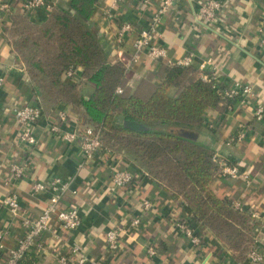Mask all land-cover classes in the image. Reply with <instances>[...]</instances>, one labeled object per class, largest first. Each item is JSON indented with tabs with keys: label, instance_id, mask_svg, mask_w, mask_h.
I'll list each match as a JSON object with an SVG mask.
<instances>
[{
	"label": "crops",
	"instance_id": "0c3cea01",
	"mask_svg": "<svg viewBox=\"0 0 264 264\" xmlns=\"http://www.w3.org/2000/svg\"><path fill=\"white\" fill-rule=\"evenodd\" d=\"M53 7L64 8L69 0H49ZM223 15L217 20L216 32L205 31L194 21V7L186 0L180 1L163 18L161 33L164 44L169 49L171 59H180L192 53L197 61L187 69L195 70L201 79L203 72L198 60L210 58L221 69L223 82L230 87L235 82L249 86L253 97L244 100H222L219 106L203 115L202 124L192 131L200 144L206 145L221 160H233L239 171L246 174L248 180L223 178L217 175L213 189L217 196L240 203L246 213L264 214V146L260 136L264 134V124L253 117V106L264 105V0H221ZM13 4V0H6ZM113 18L106 15L112 10ZM159 0H153L147 8L139 6V0H123L116 4L114 0H100L88 21V27L97 36L110 63L123 64V57L132 52L131 39L120 48L114 49L112 37L121 21L140 28L156 12ZM13 6V5H12ZM9 15L16 14L19 7H12ZM49 9H41L32 14L28 22L41 25L47 19ZM18 12V11H17ZM0 14V200L8 194L19 199L23 217L34 219L45 208L50 192L31 195L32 183L48 182L57 177L62 181H71L72 190L64 196L67 204L76 207L80 216V225L73 232H66L53 222L50 231L42 237V250L24 259V264H56L55 254H69L73 246H79L88 259L98 264H251L247 252L239 256L223 244L212 231L201 223L191 220V214L181 197H175L163 188L136 162L124 153L108 149V153L97 156L79 168L80 153L76 146H66L56 139L45 127L44 121L35 128L36 145L26 151L18 141L19 126L13 118V111L24 104H38L46 118L59 123L57 113L63 111L67 117L68 105L65 102L48 101L36 94L33 82L23 63L18 61L7 37L4 20ZM123 57H120V54ZM168 65L165 61H152L142 56L140 61L126 70V85L132 91L149 75L158 74ZM78 79L69 82L75 85L78 94L89 99L95 86L83 79L82 69L77 68ZM155 84L160 79H154ZM171 88L168 94H176ZM175 94V95H174ZM119 124H123L120 117ZM69 129L81 126L69 121ZM240 133L246 135L238 143L227 144ZM26 157V158H25ZM26 160L28 169L18 181L12 179L9 163L21 164ZM116 163V169H129L134 177L130 186L110 191V165ZM151 203L149 210L142 209V203ZM233 209V208H232ZM234 210V209H233ZM235 211V210H234ZM139 216L138 229L130 228L131 219ZM187 219L196 234L203 240L200 250L192 247L187 239L173 230V222ZM260 224L259 221L251 220ZM0 228L9 230V236L3 242L4 252L0 251V264L5 262V251L14 248L15 242L23 236L20 223L13 220L0 206ZM119 228L121 232V251L114 258L106 252L105 236L109 229ZM255 247L264 255V229L256 226ZM153 247L159 253L156 259H150L146 250Z\"/></svg>",
	"mask_w": 264,
	"mask_h": 264
},
{
	"label": "trees",
	"instance_id": "16d2710c",
	"mask_svg": "<svg viewBox=\"0 0 264 264\" xmlns=\"http://www.w3.org/2000/svg\"><path fill=\"white\" fill-rule=\"evenodd\" d=\"M22 1L13 0V7H20ZM5 2L0 0V4ZM97 3L69 0L64 8L51 9L41 25L28 22L29 12L17 9L16 14L7 15V37L18 61L26 67L35 93L47 104L65 102L68 121L101 129L105 148L116 151L120 144L139 154L147 173L182 198L192 221L206 226L231 251L243 255L253 246L259 225L250 215L234 211L231 200L217 196L213 183L219 167L212 162L213 152L194 135L187 136L201 126L206 111L219 106L220 96L195 70L177 66H165L158 74L147 76L134 91L128 88L125 67L108 61L88 27ZM72 67L81 68L83 79L95 86L89 99L63 80ZM155 78L160 79L159 84L154 83ZM118 88L121 94L116 93ZM171 88H175V96L168 94ZM115 117L123 124L116 125Z\"/></svg>",
	"mask_w": 264,
	"mask_h": 264
},
{
	"label": "built area",
	"instance_id": "2783aa9c",
	"mask_svg": "<svg viewBox=\"0 0 264 264\" xmlns=\"http://www.w3.org/2000/svg\"><path fill=\"white\" fill-rule=\"evenodd\" d=\"M153 0H139V6L147 8ZM182 0H159V5L156 12L150 17L147 23L140 28L126 21H121L117 27L113 37L112 45L114 49L120 50L122 46L131 39L132 52L123 57V66L126 70L140 61L142 56H146L152 61H165L170 66L187 68L197 61L192 53L182 56L180 59H171L169 57V49L164 44V38L161 33V25L163 18ZM193 7L194 21L201 25L205 31L216 32V24L219 17L223 15L224 5L221 0H186ZM100 0H98V3ZM114 3H123V0H114ZM12 4H0V14L9 15L12 12ZM20 10L35 14L41 9H53L52 2L49 0H23L20 5ZM110 13H107L108 18H113L114 4L111 7ZM264 45V40H262ZM199 69L203 72L201 80L211 84L213 90L220 96L221 100L233 101L244 100L253 97V90L249 86L241 85L235 82L228 87L223 82L221 69L210 58L198 60ZM65 78L71 83L78 79L77 68L72 67L64 74ZM2 79L0 78V84ZM117 94H121L122 90L118 88ZM254 120L259 124H264V105L256 103L253 106ZM15 123L19 126L18 141L23 145L26 151L36 145L37 138L35 128L41 121L46 122L45 127L48 132L56 139L63 142L66 146H76L80 153L81 168L89 161L95 160L97 156L103 153H108V149L104 147L102 142L101 129L92 125H81L74 129H69L70 124L66 114L63 111L57 113L58 124L49 121L43 114L42 107L38 104H24L17 107L13 111ZM246 135L240 133L236 138L230 139L227 144L238 143L245 139ZM260 143L264 146V134L260 136ZM26 158V157H25ZM212 162L219 167V176L231 179L248 180L246 174L239 171L237 166L230 165L227 161L219 159L213 154ZM2 164L0 163V168ZM9 171L12 179L15 181L21 180L28 169L26 160L21 164L9 163ZM116 163L110 165V191L118 188L130 186L134 180L133 174L129 169H116ZM71 181H62L60 178L54 177L48 182L32 183L30 187L31 195H41L45 192H50L48 202L44 210L34 219L23 217L20 212L19 199L15 194H8L1 198L0 206L4 208L13 220L20 223L24 233L23 236L15 242L12 249L5 251L4 264H20V262L28 255L42 250V237L50 231V223L53 222L66 232L75 231L80 225V216L76 207L69 205L64 201V196L68 193L76 194V190H72ZM151 203L144 201L142 203L143 210H149ZM232 208L237 212H246L244 206L240 203L232 204ZM249 215L255 221H259V228L264 229V214L258 212H250ZM141 224V219L136 216L131 219L130 228L138 229ZM173 230L187 239L192 247L200 250L203 247V240L196 234L190 222L187 219L173 222ZM257 231V230H256ZM121 230L119 228L109 229L106 232V252L109 256L116 258L121 251ZM9 236V230L0 228V251L4 252L5 247L3 242ZM256 240L253 246L247 253V258L251 264H264V255L255 247ZM146 254L150 259L159 257V253L153 247H148ZM56 264H98L96 261L88 259L84 256L79 246H73L69 254L57 252L55 254Z\"/></svg>",
	"mask_w": 264,
	"mask_h": 264
},
{
	"label": "rangeland",
	"instance_id": "374dc122",
	"mask_svg": "<svg viewBox=\"0 0 264 264\" xmlns=\"http://www.w3.org/2000/svg\"><path fill=\"white\" fill-rule=\"evenodd\" d=\"M56 7V6H54ZM176 94V93H175ZM174 94V95H175ZM170 95V94H169ZM171 96H173V94H171ZM115 120V118H114ZM115 124L116 125H121L119 124V120H115ZM196 136V134H194V137ZM117 149H115L116 151L115 152H119L120 154L121 153H124L129 159L133 160L134 162H136L139 166H141L145 172H148L147 169L145 168V165L143 164V162L140 160V155L139 154H136L135 152L133 151H128L127 149H125L123 147V145H117L116 147ZM108 149V148H107Z\"/></svg>",
	"mask_w": 264,
	"mask_h": 264
},
{
	"label": "water",
	"instance_id": "95a60500",
	"mask_svg": "<svg viewBox=\"0 0 264 264\" xmlns=\"http://www.w3.org/2000/svg\"><path fill=\"white\" fill-rule=\"evenodd\" d=\"M131 127H132L133 129H135V130L138 129V126H137L136 124L131 125ZM193 135H194V134L192 133V134H188L187 136L190 137V138H193Z\"/></svg>",
	"mask_w": 264,
	"mask_h": 264
}]
</instances>
